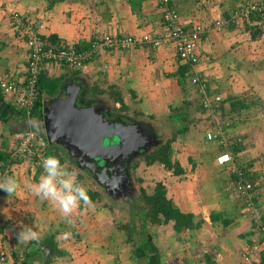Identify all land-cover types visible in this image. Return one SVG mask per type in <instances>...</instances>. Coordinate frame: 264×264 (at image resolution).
<instances>
[{
  "label": "crops",
  "instance_id": "1",
  "mask_svg": "<svg viewBox=\"0 0 264 264\" xmlns=\"http://www.w3.org/2000/svg\"><path fill=\"white\" fill-rule=\"evenodd\" d=\"M242 1L171 0V6L189 30L200 25L205 29L198 45L200 63L195 68L191 67L190 71H193V76L198 72L206 79L211 96L222 97L221 111L213 112L203 107V94L192 84L193 76L184 85L181 84L180 67L188 63L181 59L174 42L167 38L169 31L163 20L164 9L160 0H0V74L11 73L21 77L28 65L27 45L13 29L12 11L29 16L39 27L46 43L58 40L65 44L87 46L102 34L136 38L150 35L163 40L157 48L145 46L128 51H102L93 62L80 70L65 66L45 67L43 72L46 76L60 80V86L54 97H44L43 116L45 102L58 98L68 88L77 89L81 101L86 99L83 95L88 92L90 98L99 102V107L103 109L102 106L107 105L102 98L109 93V100L114 101L116 106L121 103L125 112L129 110L127 97H138L140 107L152 116L167 112L165 104L170 97L184 96L178 104L180 113L170 116L172 120H168V123L171 126L177 123V127L172 128L174 136L172 134L171 137L177 140L185 136L193 141L190 147L181 150L184 155H188L185 162L179 156L183 154L177 153L181 148L175 146L174 150V159L186 173L169 177L171 172L161 166L159 169L164 171L163 182L168 197L181 212L193 216L195 225L193 229L181 233L175 231L173 223L157 225L158 231L166 234L171 232L167 240L160 242L153 232H149L153 225H148L141 236L134 235V242H124L126 249L117 250L120 256L130 251L128 260L117 258V254L109 247V243L116 239L114 236L108 238L110 242L105 247L100 246L101 238L98 236L93 239V248L87 246L90 241H86L83 236L86 231L83 219L87 218L86 209L90 206L80 207L69 224L51 204L30 191L29 186L39 182L43 168H37L25 160L5 168L0 159V179L7 174L14 176L21 185L11 197L0 190V250L8 255L6 264L244 263L241 255L243 250L258 243L260 238L253 225L255 212L246 207L245 201L236 192L230 174L231 162L218 161L227 151L219 145L215 146L216 141L207 140L208 133L225 134L228 137L233 133L234 138L242 137L244 149L237 157L231 154L233 161L244 164L254 174L264 173V132L260 128L264 121L261 113L264 107V20L252 23L235 19L234 14ZM219 22L224 24L219 27ZM255 30L261 33L253 38ZM183 88H186L185 93L189 89L197 97L199 95L196 109L201 115L191 116L186 112L192 108V100L188 98L192 94L189 90L186 94L182 93ZM230 99L238 102L235 111L232 110ZM181 103L184 106H179ZM182 108H186L185 112ZM22 112L12 96H0L1 152L11 153L23 135L34 132L26 125V121L33 117ZM105 113L108 119L113 117L111 113L118 115L117 110L112 111L110 108ZM249 113L254 114L253 120L249 119L255 124L252 131L236 124L216 129L205 126L212 117L217 119L219 116L224 118V123H232L235 119L247 122ZM43 116L37 118L41 127L39 132H35L43 138L42 144L45 143ZM119 117L116 120L130 119V116L122 114ZM194 122L204 124V130L198 127L188 136L190 124ZM213 122L217 121L213 119ZM181 128H184L183 133L180 132ZM236 128L242 130L235 133ZM202 131L203 134L200 133ZM255 197L258 212L264 217V180ZM213 216L216 218L215 223ZM35 222L39 225L40 240L27 245L18 244L16 235L21 225L32 226Z\"/></svg>",
  "mask_w": 264,
  "mask_h": 264
},
{
  "label": "built area",
  "instance_id": "2",
  "mask_svg": "<svg viewBox=\"0 0 264 264\" xmlns=\"http://www.w3.org/2000/svg\"><path fill=\"white\" fill-rule=\"evenodd\" d=\"M161 7L164 9L163 20L169 31L168 39L175 44L176 51L182 60L190 63L193 68L200 63V54L198 45L202 39L205 29L203 26H196L189 30L180 20L178 12L171 6V0H160ZM235 19L255 23L258 20H264V0H244L239 9L234 14ZM255 17L261 19L255 20ZM11 22L17 36L25 41L28 49V65L24 75L14 76L11 73L0 74V88L4 95L12 96L18 108L30 115L33 111L40 86L41 74L47 66H65L71 69L80 70L93 62L102 51H128L139 47H154L162 45V39H154L150 35L143 38L133 36H113L102 34L92 40L86 48H77V46L65 43H46L39 31V27L32 19L24 13L12 11ZM224 22H219V27ZM192 84L199 92L203 94L202 103L206 109L216 112L220 109L222 97L220 95L211 96L208 92L207 81L205 78L195 72L192 78ZM221 136V138H219ZM228 136L207 134V140L219 141L221 144L228 145ZM240 141V140H239ZM44 145L37 139L35 132H28L23 135L18 145L12 151L14 160L24 158L30 161L33 166L42 168V160L48 155L45 153ZM232 153L223 154L218 158L220 162H231V172L238 173L236 163H233ZM238 174H241L238 173ZM4 177V176H3ZM251 183H242L238 185L236 192L240 195L246 204V207L253 212V225L258 231H264V217L258 212L256 201L252 195ZM258 212V213H256ZM260 246H247L243 252L244 260L248 264H253L258 260ZM8 255L0 250V264H6Z\"/></svg>",
  "mask_w": 264,
  "mask_h": 264
},
{
  "label": "rangeland",
  "instance_id": "3",
  "mask_svg": "<svg viewBox=\"0 0 264 264\" xmlns=\"http://www.w3.org/2000/svg\"><path fill=\"white\" fill-rule=\"evenodd\" d=\"M198 73V72H197ZM200 74V73H198ZM264 87V86H263ZM262 87V89H264ZM185 89L183 88V92L185 93ZM189 90V89H188ZM188 90L186 91V93L188 92ZM171 91V90H169ZM190 91V90H189ZM169 93V92H168ZM174 92L172 91L171 94H173ZM185 93V94H186ZM191 93V91H190ZM189 93V94H190ZM196 93V92H195ZM170 94V93H169ZM189 94H187V96H189ZM191 97L189 96L188 98H190L192 100V108H188L186 110V108H182L181 110L183 112H188V114L195 115H201L202 113H200L197 109L196 106L199 104V95L198 97L196 96V94L191 93ZM105 95V94H104ZM102 98V97H101ZM113 98V97H112ZM184 98V96H172L168 99L167 105L165 104V110L167 111L166 113H161L158 112L157 115H148L146 114V109H143L140 107L141 103L138 101V97L137 98H129L127 97L126 103L129 106V110L128 112H125L123 109L122 104H117L118 106H116L114 101H110L109 99V93L107 95H105V98H102V100H105L106 105L113 111V110H117V114L120 115H125V116H130V121L132 123H146L149 126L152 127V130L156 133V135H158L159 140H160V144H165L166 141L170 140L173 138L174 136V130H172V128L177 127V123H175V125L171 126L170 123H168V120H172L170 118V116L172 117V115H176L178 113H180V110L178 108V104H179V100ZM109 100V102L107 101ZM145 103V102H144ZM146 104V103H145ZM184 103H181V105L179 106H184ZM195 106V107H194ZM140 110H143L142 112H140ZM145 110V112H144ZM197 110V111H196ZM254 110V114H255V109ZM261 113H262V119L264 120V107L261 108ZM253 112V111H252ZM168 113V114H167ZM213 114V113H212ZM254 114L249 113V117H247V122H242L241 119H235L233 120L232 123L228 122V123H224L223 120L224 118L220 117V113H219V117L213 118L212 115H210L211 117V121L208 124H205V126L208 125V127L210 128H214L216 129V127H224L225 125H242V126H246L249 130L253 129L254 127V122L250 121L253 120ZM178 118V117H177ZM213 119L216 120L217 122H213ZM250 119V120H249ZM263 124L261 125L260 128H262V132H264V121H262ZM195 124H190V129L187 133V135L189 136V134H191V132H193V129H197L198 127H201L202 130L203 129V125L202 123H197L194 122ZM125 124V123H124ZM171 124H174L173 122ZM180 124V123H179ZM159 127V128H158ZM161 128V129H160ZM171 129V131L169 130ZM242 128H236L235 133H237V131H241ZM173 131V132H172ZM214 131V130H212ZM190 132V133H189ZM196 133V132H195ZM201 134H203V131L200 132ZM173 134V136L171 137V135ZM252 134V132H251ZM225 135V134H224ZM233 136H235L232 133ZM232 135H229V138H234ZM227 136V135H226ZM257 140H261L263 141L261 138H257ZM192 140L186 139L185 136H181L179 138H177V140L174 142L173 149L175 150V146L176 148H181L178 149V152H181L183 155H179L180 157H182L183 162H185V158H187L186 154L184 155V151L183 147H190L189 144L192 143ZM46 145H48L47 142H45ZM155 143L153 142V145ZM221 146L222 144L217 140L215 146ZM156 148L154 147L153 150H155ZM153 150L149 151L152 152ZM60 154L63 155V153L60 152ZM144 155V154H143ZM141 155L138 156L137 158H135L134 161H131L129 164V176H130V183L128 185V187H124L121 191H119L116 195H112L110 192H108L105 188V185H103L102 183L100 184L99 181L97 179H94L93 177L89 176L87 171H85L86 169H84L83 167H79L77 166V164L71 160H67L66 162L69 166V169H75L78 172V179L80 180V182H82L85 187L88 190H93L94 192H99L100 193V198H99V204L97 203L92 204V206L88 207L86 209V219H83V228L86 229L85 233H84V238L86 241H90L87 242V246H90L91 248H93V242H95L94 237L98 236L101 239V245L105 247L104 245L108 244L110 241L108 240V238H112L114 236V238H116L114 240V242L111 241V243H109V247L110 249H113L115 254H117V258H126L128 260V256L130 255V251H126L125 253H121L122 256L119 255V252H117L118 249H126L127 245L124 243V236L127 235L128 232L130 231V228H134L136 229V234L140 235L145 233V228L143 226V220L140 218H144L146 219V214L147 212H144V201H143V196L144 194L146 195H151L155 192V188L157 186V183L162 182L164 183V171L161 169H159L160 165L155 164V166H148L146 163V156L147 155ZM184 156V157H183ZM198 160V159H197ZM186 164V163H185ZM163 167V166H161ZM160 172H159V170ZM232 174V173H230ZM173 175V173H170V175H168L169 177ZM232 176V175H231ZM82 178V179H81ZM238 194V193H237ZM122 195V196H120ZM238 196H240L238 194ZM253 212V211H251ZM130 223V226L128 225L126 228L125 232L119 231V226L124 225L126 223ZM150 231L149 232H153L157 237V239L159 240H167V238L170 236L171 232L169 234L163 233L161 231H158V226L157 227H150ZM128 230V231H127ZM112 231H114V233L112 234ZM159 234V235H158ZM160 237V238H158ZM157 242V241H156ZM99 243V242H98ZM138 243H140V241H138ZM246 250V248L244 249ZM243 250V252H244ZM243 252H242V259L243 262L245 264H248L243 257ZM254 258L257 259L259 262V256L254 255Z\"/></svg>",
  "mask_w": 264,
  "mask_h": 264
},
{
  "label": "water",
  "instance_id": "4",
  "mask_svg": "<svg viewBox=\"0 0 264 264\" xmlns=\"http://www.w3.org/2000/svg\"><path fill=\"white\" fill-rule=\"evenodd\" d=\"M78 98V90L68 88L58 98L45 102L46 136L50 143L55 140L72 156H77L83 166L94 172L106 190L113 193L109 186L112 180H121V172L130 183L129 171L126 166L122 169L121 165L148 153L160 142L151 126L146 129L142 128L145 126L142 123V126L138 123H110L102 113L108 109L81 107Z\"/></svg>",
  "mask_w": 264,
  "mask_h": 264
},
{
  "label": "trees",
  "instance_id": "5",
  "mask_svg": "<svg viewBox=\"0 0 264 264\" xmlns=\"http://www.w3.org/2000/svg\"><path fill=\"white\" fill-rule=\"evenodd\" d=\"M258 19H261V18L255 17V20H258ZM260 33H261L260 30L253 31V38L258 37ZM58 42L60 41L52 40V42L50 43L56 44ZM76 46L77 48H86L89 45L82 46L81 44H76ZM191 67L192 65L190 63H188L187 65H181L180 71H179L181 75L180 76L181 84L184 85L186 81L189 80V78L191 79V77L193 76L192 74L193 71L192 73L190 71ZM59 86H60V80L48 78V76H46V74L42 72L41 78H40V86L38 88L37 101H36L33 111L30 114L33 118H38L40 116L41 117L43 116L44 97L47 95L50 97H54L55 94L57 93V90L59 89ZM2 94L3 92L0 88V96H2ZM230 101H232V110L235 111L236 109H238V102H235L234 99H230ZM242 108L245 109L244 106H242ZM219 111H221V109ZM22 114H26V112L23 111ZM181 117H185V116L181 115ZM183 126H186V125H183ZM184 128H181V131H180L181 133L184 132ZM219 138H221V136ZM37 139L40 142L43 141V138L41 139V137L38 135H37ZM175 141L176 139L172 138L166 141L165 144H160L158 148L150 152L146 156L147 165L153 166L155 164H158L160 166H163L165 170L173 173L176 176L184 175L186 172L182 168L181 164L177 160L174 159L175 151L172 145L174 144ZM44 142H47L49 144L46 133H45ZM222 147L225 148V150L227 151L226 153H232L235 157H237V155L244 149L243 148V138L239 136L235 138H228V145L222 144ZM44 149H45V153L48 156L56 155L61 159L62 163L66 162L67 158H65L59 152H53L51 148L49 147V145L45 144ZM0 159L3 160L5 168L10 167L12 163H19L25 160L24 158H20L19 160H14L12 157V152L8 153L5 151L3 152L0 151ZM233 163H236V162H233ZM236 165H237V168H239L238 173L241 172V174H238L237 172L236 173L231 172L233 180L235 182V188L237 190V187L239 184H241V182L244 184L251 183L253 185V189L251 190L250 193H252V195L254 196V199L256 201V206L258 209L259 206H258V202L255 197V194L258 188L262 186V182L264 180V173L254 174L252 173L251 169L248 167H245L244 164L236 163ZM230 171H231V168H230ZM88 192L91 197L92 204H95V205L97 203L99 204L98 200L101 196L100 193L94 192L93 190H88ZM143 201H144V207H145L144 212H147V213H145L146 219H144L143 217L140 219L143 220V226L145 229H147L148 225L157 226V225H167L169 223H173L175 231L177 233H181L182 231L186 229H193L195 227L194 222H193L194 220L193 216L191 214H184L183 212H181V210L176 206L174 201L168 197L167 187L165 186L164 183L162 182L157 183L155 192L153 194L151 195L144 194ZM215 222H216V218L213 216V223ZM130 223L131 222L119 226V231L125 232L127 226L128 225L130 226ZM130 231L131 232H128L126 236H124L125 234L123 235L125 239L124 240L125 243L134 242V235L136 234V229L130 228ZM258 234H260V238H259V242L256 243V245L260 246V250L258 252L259 262H254L253 264H264V231H258ZM254 245L255 244H252L251 246H254Z\"/></svg>",
  "mask_w": 264,
  "mask_h": 264
},
{
  "label": "clouds",
  "instance_id": "6",
  "mask_svg": "<svg viewBox=\"0 0 264 264\" xmlns=\"http://www.w3.org/2000/svg\"><path fill=\"white\" fill-rule=\"evenodd\" d=\"M28 128L39 132L41 124L37 118L26 121ZM43 174L39 182L29 186L30 191L41 200L47 201L59 212L69 224L73 221L71 217L83 205L92 206V200L88 189L78 179V172L69 169L67 163H62L56 155H49L41 162ZM21 185L14 176L5 174L0 179V190L8 193L9 197L17 193ZM71 235V233H65ZM18 244L27 245L33 241L38 242L41 238L39 225H21V230L16 235Z\"/></svg>",
  "mask_w": 264,
  "mask_h": 264
},
{
  "label": "flooded vegetation",
  "instance_id": "7",
  "mask_svg": "<svg viewBox=\"0 0 264 264\" xmlns=\"http://www.w3.org/2000/svg\"><path fill=\"white\" fill-rule=\"evenodd\" d=\"M84 93V92H83ZM89 94H90V92H89ZM83 98H86V99H83V104L82 105H80V102H81V99L79 100V98H78V104L81 106V107H89V106H92V107H94V108H96V109H98V108H100L99 107V102H96L95 100H93L92 98H90V95H88V92H87V94L86 93H84V95H83ZM102 107H104L105 109L107 108V106H102ZM102 109V108H101ZM109 109V108H108ZM110 111V110H109ZM103 113V115H104V117H105V120H107L108 122H110V123H119V122H123V123H125V121H127V125H130V124H135V123H132L130 120H127V118H123V119H119V120H116V117L117 118H120L119 117V115H116V114H114V113H111L112 115L111 116H113L111 119H108L107 117H106V113L105 112H102ZM145 124V126H142V124H140V126H142V128H148L149 126L146 124V123H144ZM141 128V129H142ZM44 130H46V127H45V125H44ZM45 133H46V131H45ZM47 135V134H46ZM48 139V138H47ZM157 139H158V141L160 142V140H159V137H158V135H157ZM48 142H49V140H48ZM157 143V142H156ZM160 144V143H159ZM49 147L51 148V150L53 151V152H61V153H63V156L65 157V158H67V160H71V161H73V162H75L76 164H77V166H79V167H83L84 169H86L85 171H87V173H88V175L89 176H91V177H93L94 179H98V178H96V176H95V174H94V172H92L91 171V169L88 167V166H83L81 163H80V161H79V158L77 157V156H72V153L65 147V146H63L61 143H59V142H57V141H53V142H49ZM155 148H158V146H156ZM154 148H152L151 150H153ZM150 150V151H151ZM149 154V152L148 153H144V155H148ZM62 155V154H61ZM143 155V156H144ZM141 156V155H140ZM135 159H133L132 161H134ZM86 161V160H85ZM130 164V163H129ZM129 164H123V165H121V167H122V169H125V166H126V168L128 169L127 171H129ZM122 177H121V180H116V181H114V180H112L111 181V185L109 186V189H110V191L112 190L113 191V193H111L113 196L114 195H116L119 191H121L124 187H128V185H129V182H128V180H127V177H126V175L125 174H123V172H121V174H120ZM99 183L101 184V182L99 181ZM103 184V183H102ZM104 185V184H103ZM109 192V191H108ZM117 196V195H116ZM120 196H122V195H120Z\"/></svg>",
  "mask_w": 264,
  "mask_h": 264
}]
</instances>
